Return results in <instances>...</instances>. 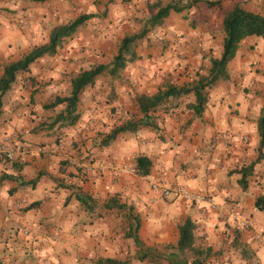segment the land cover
<instances>
[{"label": "clouds", "instance_id": "obj_1", "mask_svg": "<svg viewBox=\"0 0 264 264\" xmlns=\"http://www.w3.org/2000/svg\"><path fill=\"white\" fill-rule=\"evenodd\" d=\"M105 2L77 0L74 7L69 0H0V65L50 46L52 32L80 15L91 17L85 30L56 45L55 54L45 53L28 65L39 81L35 96L17 83L0 108V151L9 158L0 162V177L16 178L0 182V264H99L109 259L141 264L134 251L125 250L132 244L125 236L131 224L159 230L184 225L189 218L198 225L193 247L212 250L200 257L204 264H264V211L254 207L264 197V34L255 36L256 45L238 71L203 89L208 99L197 116L191 107L197 104L195 89L202 78H211L213 61L223 63L222 37L203 25L176 22L175 13L152 26L143 0L127 5L115 0L101 23ZM252 7L257 10L248 14L264 20V0H252ZM125 24L133 32L146 25L149 31L140 58L124 68L128 82L118 85L117 98L107 102L111 89L96 94L103 83L97 79L94 88L82 93L79 119L58 123L45 140L48 146L37 147L40 137L32 130L67 113L72 79L92 69L93 49L123 34ZM166 80L190 90L169 97L175 106H168V112L149 113L155 127L138 123L102 143L127 122L143 121L145 114L133 111L136 97L166 92ZM189 118L192 124L186 127ZM62 160L69 161L63 172ZM17 161L22 168L13 166ZM250 166L245 188L239 183L241 170ZM42 168L48 175L34 188L30 183L21 187V178L34 180ZM14 187L17 192L10 195ZM81 190L94 204L92 211L77 198ZM22 193L29 195L21 199ZM112 199L118 204L105 207ZM36 200L39 207L20 211Z\"/></svg>", "mask_w": 264, "mask_h": 264}, {"label": "trees", "instance_id": "obj_2", "mask_svg": "<svg viewBox=\"0 0 264 264\" xmlns=\"http://www.w3.org/2000/svg\"><path fill=\"white\" fill-rule=\"evenodd\" d=\"M129 1V0H124ZM184 0H167V2L162 3L161 1H156L152 4L153 7L157 8V11L154 14H151V19L149 24L155 26L161 24L166 18L170 11L181 12L184 10H189L197 2L202 0H187L183 3ZM209 6L219 5L220 0H204ZM252 11L246 9L239 4L234 5L230 10H228L222 19V47H223V63L219 61H213V67L211 69V78L204 79L202 78L199 84L196 86L197 93V104L192 105L194 112L197 116L201 115L204 110V105L208 99L207 95L203 92L205 87H209L214 84L219 79H228L227 67L229 62L235 56L240 43L249 36H257L264 34V20H259L255 15H249L248 12ZM254 12V11H252ZM89 15H80L74 20L73 23H70L66 26L56 28L52 32V43L50 46H45L42 48L34 49L30 54L24 55L21 59L16 62H7L3 66V74L0 75V108L3 106V95L12 87V85L17 81V76L20 73H25L29 71L28 65L33 63L36 57L48 54H55L56 45L60 44L62 39L71 36L78 26L83 24L87 19H90ZM149 31L148 26L146 25L142 30L135 33L125 35L118 46V49L111 61L108 64H97L92 67L90 71H81L79 76H76L72 79V96L68 99L69 108L67 113H61L52 123L43 122L41 124L42 129L52 130L56 127L58 123L61 125L66 123H75L79 119V113L77 112L78 104L80 102V95L87 86L94 85L97 77L101 74H109L112 77L118 76L121 69H123L127 63L132 62L135 59L134 47ZM167 91H161L158 95H155L152 98H148L146 95H138L136 97V102L140 112L145 114V119L143 121L132 120L127 122L122 128L116 129L111 136L104 138L102 143L107 144L111 139L114 138L115 132L123 131L126 128H135L138 123L153 124V117L149 115L150 112H155L157 107L165 101H168L169 97H177L187 93L190 89L188 85L178 86L166 82ZM57 102H61V98L57 97ZM54 105L46 104L45 108H51ZM2 112H0L1 115ZM261 135L264 136V119L260 121ZM61 161V169L64 170L63 164ZM147 163V162H144ZM254 166L242 169V179L239 181L241 185L245 188L247 187L246 177L252 173ZM39 173L38 177H40ZM4 179H16L10 177L7 174H4L0 177V182ZM38 179V178H37ZM37 179L24 182L21 179V185L25 183H30L32 186L35 185ZM77 198L80 199L88 208H93L94 204L90 203V197L87 194H83L80 191L77 193ZM264 198L260 197L256 201V207L258 209H263ZM116 200L112 199L108 201L105 207H110L115 205ZM33 206V203L27 206L30 208ZM120 207H123L122 205ZM137 218L134 217L135 221ZM140 228V223H133L129 226V231L126 232V236L133 238L136 246V257L139 260L145 258L154 257V253L149 247H145L143 242L138 236V230ZM195 224L189 218L184 225L178 226V240L174 246H166L165 249L174 248L177 250V254L190 253L191 256L197 257L192 261V264H204V261L200 257L205 255V251L208 255H211V248L204 250L199 247H193L195 242ZM171 254H174L170 252ZM99 264H128V260H112L109 259L107 262L100 261Z\"/></svg>", "mask_w": 264, "mask_h": 264}, {"label": "crops", "instance_id": "obj_3", "mask_svg": "<svg viewBox=\"0 0 264 264\" xmlns=\"http://www.w3.org/2000/svg\"><path fill=\"white\" fill-rule=\"evenodd\" d=\"M99 1V3L102 2V0H97ZM123 1V0H122ZM132 0H129L127 2H131ZM147 2L149 1H152V0H146ZM156 1H159V0H156ZM155 1V2H156ZM162 3H164L165 1L164 0H161ZM115 2V0H106L105 2V8H108V4H111ZM126 2V1H125ZM236 4H239L240 6L246 8V9H249V10H252V11H256L257 9L253 8L252 7V0H222L221 2V6L220 7H217V5H214L213 7L212 6H208V4L202 0V1H199L197 2V5H201V6H208L212 9H214L215 7H217V9L219 11H221L222 13V19H223V16L225 15V13L230 10L234 5ZM220 5V3H219ZM218 5V6H219ZM156 8V7H155ZM157 11V8L151 13V14H154L155 12ZM176 14H181L183 15V11L181 12H176L174 11ZM173 11H170L169 15L164 18L163 22L170 16H172V14L174 13ZM100 14H103L100 13ZM109 16V14H108ZM221 19V20H222ZM88 20V19H87ZM86 20V21H87ZM176 20H178L179 23H182L184 22L185 20L179 18V16L176 15ZM221 25H222V21H221ZM244 43H246L245 46H242ZM256 45V41H255V36H249L247 38H245L241 43H240V46L235 54L234 57H236L237 59H232L229 64H228V67H227V71L229 72V69L230 67L232 66H235L237 68V70L239 69V62H242L243 61V58L245 56V54L247 53V51L251 48H254ZM3 60V57H2V53H0V61ZM8 61H4L2 65L0 66H4L5 63H7ZM109 63V62H108ZM108 63H104V64H108ZM100 64V63H98ZM103 64V63H102ZM21 75H23V78H21ZM18 78L20 80H18ZM35 78L31 75L30 73V70L28 72H25V73H20L18 74L17 76V81L12 85V87L3 95L2 97V100L4 102V98L8 95L11 94L12 90H13V86L17 83H19L26 91L30 92L31 95L34 97L35 94H36V90H37V85L39 84V81L37 80V82L34 80ZM37 79V78H36ZM168 82L167 80L165 81V83ZM106 85V84H105ZM105 85H103V89H107L105 87ZM114 85V82L112 83L111 80H110V83H109V88L112 90V87ZM118 83L117 85L115 84V88L117 89L118 87ZM88 87V86H87ZM91 87H95V83L94 85H92ZM84 91V90H83ZM83 93V92H82ZM82 93L80 95V101H81V97H82ZM118 96V95H117ZM181 96V95H180ZM180 96H177V97H173L174 99L175 98H179ZM117 98V97H116ZM115 98V99H116ZM109 99H107L108 101ZM80 103V102H79ZM135 104V111H139V108H138V104L135 100L134 102ZM168 106H175L174 105V100H170L168 99V101H165L163 102L162 104H160L156 111L155 112H158V111H163V112H168L170 109ZM203 113V112H202ZM2 115V113H1ZM153 117V116H152ZM154 119V117H153ZM43 123V122H42ZM40 123L36 128H34L32 131L35 135L39 136L40 137V140H39V143L36 145L37 147L39 148H45L47 147V143L45 142V140L48 138V137H51L53 132L52 130H48V129H42L40 128L41 127V124ZM192 124V118H189L188 121H187V124L185 125L186 127L188 125H191ZM155 127V125H154ZM57 137V136H56ZM54 143H56L57 145H59V143H57V141L55 140ZM73 147H77L75 144L73 145ZM0 148L3 149L4 148V145L0 144ZM41 156H44L45 153L41 152L40 153ZM262 156H264V152L261 153ZM9 159L5 158V151H0V162H8ZM64 163L62 164L63 165V168L65 170V168L67 167L69 161L68 160H62ZM93 163L95 162L94 160L92 161ZM14 167H16L17 169H20L23 167L22 164L19 163V161L15 162ZM63 169H61V161H60V171L63 172L64 171ZM79 171H82V170H79ZM253 171V170H252ZM41 175L40 177L42 176H45V175H48L47 171H46V168H42L40 170ZM39 175V174H38ZM69 175L71 176H75V173H69ZM37 176V181L39 180V178ZM22 179V178H21ZM10 180V179H8ZM3 181V180H2ZM1 181V182H2ZM248 181H249V176L246 177V182H247V185H248ZM37 183V182H36ZM35 183V185H36ZM59 183L61 184V186H63V181H59ZM35 185H33V188L35 187ZM246 185V186H247ZM24 185H21V187H23ZM17 192V188H12L9 190V194L12 195L14 193ZM81 193L83 194H87L86 192L84 191H80ZM29 194L28 193H22L21 194V199H24L28 196ZM264 198V197H263ZM71 197L68 198V200L65 201V204H67L69 201H70ZM116 200V199H115ZM33 206L30 207V208H21L20 211L21 212H27L29 210H31L32 208H36V207H39L40 206V203L41 201L39 200H36V201H33ZM31 203V204H32ZM116 203L118 204V201L116 200ZM30 205V204H29ZM28 205V206H29ZM254 207H256V203L254 205ZM94 208V207H93ZM93 208H88L89 211H92ZM257 208V207H256ZM261 211H264V203H263V209H261ZM103 214H101V217H102ZM134 217H130V219L133 220ZM198 228V225L195 224V229ZM18 234V233H17ZM195 235V234H194ZM125 236H126V233H125ZM138 236L140 238V240L143 242L144 246L145 247H149L152 252L155 254L154 257L152 258H145L143 260H140L141 261V264H188V261H189V258L191 257H188L186 256V253L184 254H177V250L174 249V248H169V249H165L166 246H174L176 245L177 243V240H178V226L175 227V228H169V227H164L162 229H159V230H153L151 227H145L142 223H140V228L138 230ZM128 237V236H126ZM196 239V237H195ZM157 245H161L162 247L159 249V251H156L154 248H156ZM126 251H134L135 253V256H136V251H137V246L132 238V244L127 248L125 249ZM170 252L174 253V254H171ZM121 261H124V260H121ZM128 264H130V262H128Z\"/></svg>", "mask_w": 264, "mask_h": 264}, {"label": "rangeland", "instance_id": "obj_4", "mask_svg": "<svg viewBox=\"0 0 264 264\" xmlns=\"http://www.w3.org/2000/svg\"><path fill=\"white\" fill-rule=\"evenodd\" d=\"M159 1H161V0H159ZM69 2L72 3L74 7L75 6H78L77 5V0H69ZM122 2L125 5H127V4L131 3L132 1L131 2H127V1L125 2L123 0ZM221 2H222V0H220V5L219 6L217 5V7H220L221 6ZM97 3L99 4V1H97ZM113 3H115V2H113ZM154 3L155 2H153V0L152 1H149V2H147L146 0H143L144 9L147 10V13H148L149 16L156 9L155 7L152 6V4H154ZM183 3H185V0L182 2V4ZM208 6H201V5H197V3H196L194 6H192L191 8H189V10H184L183 11V15L176 14L174 11L173 12L177 16H179V18H181V19H183L185 21H188L190 27L195 28L198 25H203V26H206V28L209 31H214L219 36L223 37V30H222V25H221L222 13H221V11H219L217 9V7H215L214 9H212V8H210ZM144 9H141V10H144ZM108 14H109V12H108L107 8H105V11L103 12V14H100L101 23H103V21L108 17ZM90 19H88V20H90ZM132 20H133L134 23H138L139 22L136 17H132ZM87 21H85L83 24H81L80 26H78V28L76 29L75 32H77L78 29L79 30H85L86 27H87V25H86V22ZM176 22H178V20H176ZM131 33H135V32H133L132 28L129 25L125 24L124 27H123V34L116 33V34H114V38L113 39H109V40H106V41L99 42L96 45V47L93 49V51L96 53V55H94L92 57H89V59H91L93 61V66L97 65L98 63H103L104 64V63L110 62L111 59H112V57L114 56V54L116 53V51L118 49V46H119V43H120L121 39L125 35L131 34ZM67 37H69V36H67ZM146 37H147V34L141 40H139L138 43L135 45V47H134L135 59L132 62H134L136 59L140 58L138 56V52L140 50H142L141 49V42ZM63 41H64V38L62 39L60 45H62ZM245 45H246V43H244L242 46H245ZM81 50L83 51V49H81ZM124 68L120 70L118 76H116V77H112V76H110L107 73L99 75L97 77V79H101L103 81V83L101 84L100 89L97 90L96 94H103L105 91H107L108 89H110L109 88V83H110V80H111L112 83L114 82V85L112 87V90L108 94V99L109 100L107 102H111L112 100H114L117 97V95H118L117 94V89L115 88L116 87L115 84L117 85V83H118L120 85V84H124V83H127L128 82L127 81V73L124 72ZM186 71H185V73L179 74V77L178 78L179 79H182L183 76L186 74ZM230 71L231 72H235V71H238V70H237V68L235 66H232L229 69V72ZM21 78H23V75H21ZM34 80L37 82V79L36 78ZM103 85H105V87L107 89H105V88L103 89V87H102ZM88 87H91V86H88ZM93 99H94V97H93ZM79 105H80V103L78 104V106ZM134 110H135V104L133 106V111ZM115 111H116L115 108H113L112 109V112L115 113ZM52 134H54V133H52ZM55 140L57 141V143L60 142L59 135H57V137H56ZM5 158L9 159L6 155H5ZM154 249H156V248H154ZM186 256L190 257L191 255H190V253H187L186 252ZM128 262H130V261L128 260Z\"/></svg>", "mask_w": 264, "mask_h": 264}, {"label": "built area", "instance_id": "obj_5", "mask_svg": "<svg viewBox=\"0 0 264 264\" xmlns=\"http://www.w3.org/2000/svg\"><path fill=\"white\" fill-rule=\"evenodd\" d=\"M1 149V148H0ZM5 155L8 157L7 152L5 151Z\"/></svg>", "mask_w": 264, "mask_h": 264}]
</instances>
